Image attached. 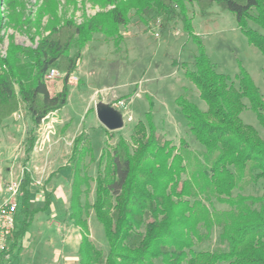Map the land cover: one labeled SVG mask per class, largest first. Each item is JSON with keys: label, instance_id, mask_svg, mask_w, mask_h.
Returning a JSON list of instances; mask_svg holds the SVG:
<instances>
[{"label": "trees", "instance_id": "1", "mask_svg": "<svg viewBox=\"0 0 264 264\" xmlns=\"http://www.w3.org/2000/svg\"><path fill=\"white\" fill-rule=\"evenodd\" d=\"M186 2L202 8L215 2L230 11L248 43L264 58V0H102L112 8L81 23L64 20L61 24L56 19L58 0H43L33 19L24 17L23 0H0V30L6 25L30 34L34 28L41 35L35 47L16 44L10 36L6 54L0 56V126L19 105L24 106L32 122L26 154L34 147V131L41 121L65 106L68 78L93 33L114 36L117 41L121 38L119 26L127 24L131 12L142 21L160 16L162 28L179 15L184 33L195 44L194 68L185 69L184 75L205 108L184 94L175 98L189 132L204 149L203 161L197 162L190 177L182 178L185 160L191 155L185 140L180 139L176 146L165 139L148 110L145 122L139 120L133 127L130 141L119 137L111 150L100 154L94 200L87 206L80 197L81 187L88 184L80 165L87 152L86 137L81 132L73 139L69 218L80 233V264H264V194L232 195L234 189H241L247 173L251 181L264 183V138L240 116L247 99L264 129V99L244 69L235 75L237 85L215 69L201 38L193 32ZM45 15L49 19L42 25ZM249 21L257 28L249 26ZM72 47L75 51L70 55ZM53 67L65 74L61 89L50 94L44 77ZM29 182L25 173L20 186L23 205L18 202L17 214L24 213V217L17 216L15 238L26 233L35 212L51 205V197L45 193L43 206L29 208ZM211 197L229 209L210 210L205 201ZM89 207L104 231L105 256L89 237L84 216ZM200 224L206 233H200ZM215 225L221 226L219 238L227 249L195 250V241L209 235Z\"/></svg>", "mask_w": 264, "mask_h": 264}, {"label": "rangeland", "instance_id": "2", "mask_svg": "<svg viewBox=\"0 0 264 264\" xmlns=\"http://www.w3.org/2000/svg\"><path fill=\"white\" fill-rule=\"evenodd\" d=\"M23 1L24 17L35 18L36 9L43 0ZM110 8L112 4H103L102 0H58L56 19L60 24L64 20L81 23L95 13ZM185 8L192 16L193 32L201 38L205 53L215 69L227 74L235 85V75L244 69L264 99V58L256 47L248 43L237 26L235 16L215 2L205 8L186 2ZM48 19V15L43 16L42 25ZM248 24L257 28L251 21ZM118 31L121 38L117 41L114 36L93 33L81 49V59L68 78L66 104L60 111L49 113L35 129L36 140L32 151L28 154L24 151L32 122L23 105L1 122L0 201L5 196L7 183L13 180L22 183L27 173L30 179L27 186L29 208L43 206L45 193L50 195L52 204L48 209L33 214L25 235L15 238V247L9 253L7 264H80L79 246L74 258L61 251V245L57 243L59 236L64 238L73 225L69 218L72 182L69 157L73 139L81 132L86 137L84 145L87 148L80 161L81 174L87 176L88 184L81 187L80 197L87 206L94 200V179L100 170V154L103 150H111L119 137L130 141L133 127L139 120L145 122L148 110L152 113L158 133L165 139L176 146H179L180 139L185 140L191 155L185 160L186 171L182 178L190 177L197 168V162L203 161V146L189 132L185 117L175 105V98L184 94L200 108H205L196 88L184 75L185 69L194 68L195 44L184 33L179 15L162 28L160 16L142 21L131 12L127 24L120 25ZM40 32L46 34L43 30ZM10 36L16 44L25 47H35L41 37L34 28L27 34L22 29L5 25L0 30V56H5ZM74 51L72 47L69 54ZM55 69L60 76L46 81L50 94L61 89L65 74ZM119 101L123 103L119 110L123 116V127L107 130L96 117L95 104L104 102L113 106ZM244 102L246 108L240 114L243 122L253 126L264 138V129L258 123L254 110L249 108L247 99ZM263 184L261 180L251 181L247 173L240 184L241 189H234L232 195H262ZM19 201L23 205L22 196ZM205 202L210 210L229 209L214 197ZM254 206L258 207V204ZM19 216L23 220L24 213H19ZM84 216L91 242L105 256L108 244L102 225L90 207ZM199 231L206 233L201 224ZM220 232L221 226H213L209 235L199 242L195 241L193 248L208 251L227 249V243L219 238Z\"/></svg>", "mask_w": 264, "mask_h": 264}, {"label": "built area", "instance_id": "3", "mask_svg": "<svg viewBox=\"0 0 264 264\" xmlns=\"http://www.w3.org/2000/svg\"><path fill=\"white\" fill-rule=\"evenodd\" d=\"M60 76L55 68H50L45 74V81L52 80ZM123 103L119 101L113 104L118 110L121 109ZM21 183L13 180L7 183L5 196L0 202V264L8 258V244L16 229L18 202L20 196L23 195Z\"/></svg>", "mask_w": 264, "mask_h": 264}, {"label": "water", "instance_id": "4", "mask_svg": "<svg viewBox=\"0 0 264 264\" xmlns=\"http://www.w3.org/2000/svg\"><path fill=\"white\" fill-rule=\"evenodd\" d=\"M94 109L97 119L107 130L114 131L123 127L122 113L114 106L99 102Z\"/></svg>", "mask_w": 264, "mask_h": 264}, {"label": "crops", "instance_id": "5", "mask_svg": "<svg viewBox=\"0 0 264 264\" xmlns=\"http://www.w3.org/2000/svg\"><path fill=\"white\" fill-rule=\"evenodd\" d=\"M107 94H109V92ZM18 217H20V216L18 215ZM16 225H18V223ZM59 238L60 239L58 240L57 244H60L62 246V247L60 246V248H62L61 251H63L65 254H69V255H67L69 257H70V255L73 256L74 258L77 257L75 255V252H76L77 247L79 246V242H80V233H79L78 227L73 224L71 227H69L67 233L65 234V237L61 238L59 236ZM14 240H15V236L13 233L12 237L9 241V244H8V255L11 251L14 250V247H15V245L13 244ZM2 264H7L6 260L3 261Z\"/></svg>", "mask_w": 264, "mask_h": 264}]
</instances>
